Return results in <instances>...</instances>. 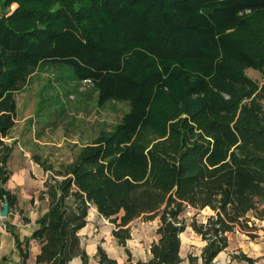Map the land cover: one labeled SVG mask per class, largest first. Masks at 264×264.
Here are the masks:
<instances>
[{
  "label": "trees",
  "instance_id": "16d2710c",
  "mask_svg": "<svg viewBox=\"0 0 264 264\" xmlns=\"http://www.w3.org/2000/svg\"><path fill=\"white\" fill-rule=\"evenodd\" d=\"M70 66L90 79L99 103L130 109L110 130L47 176L48 210L25 240L36 264H90L80 230L92 207L114 224L126 246L131 223L159 219L147 260L128 248L125 264H182L181 234L204 241L188 264H217L240 231L256 238L264 221V0H0V203H18L6 188L17 119L15 92L40 64ZM3 207V206H2ZM195 214L188 222L186 212ZM209 208L205 220L197 214ZM2 208L0 207V211ZM28 221V218H24ZM99 264H119L98 246ZM231 259L254 263L245 253Z\"/></svg>",
  "mask_w": 264,
  "mask_h": 264
},
{
  "label": "rangeland",
  "instance_id": "374dc122",
  "mask_svg": "<svg viewBox=\"0 0 264 264\" xmlns=\"http://www.w3.org/2000/svg\"><path fill=\"white\" fill-rule=\"evenodd\" d=\"M247 73L258 82L264 81V70L249 68ZM15 97L17 119L11 134L33 155H40L55 167L73 161L83 146L102 131L112 129L130 109L126 101L110 99L100 104L99 89L90 79H76L70 66L58 63L37 66ZM90 211L91 218L100 219L95 218L99 216L96 210ZM195 212L188 209L185 215L188 222ZM210 213L209 208L201 210L197 218L205 220ZM158 224V218L134 220L132 237L123 246L125 252L128 248L135 259L144 257L157 237ZM98 227H103L108 235L114 224L106 220ZM183 239L188 242L185 260L189 253L201 254L204 242L190 226L183 232ZM228 257L221 254L217 264H228Z\"/></svg>",
  "mask_w": 264,
  "mask_h": 264
},
{
  "label": "crops",
  "instance_id": "0c3cea01",
  "mask_svg": "<svg viewBox=\"0 0 264 264\" xmlns=\"http://www.w3.org/2000/svg\"><path fill=\"white\" fill-rule=\"evenodd\" d=\"M11 132L12 130L8 134L7 140L10 143H14V150L9 162L12 175L5 186L17 195L18 203L9 210L7 216L3 217L0 214V264H21V255L16 246L15 235L22 241L31 237L34 230L38 227V218L48 210V199L46 197L44 198L43 193L44 180L46 178L45 171L40 164L34 161L32 152L23 147ZM2 206L3 203H0L1 208ZM92 209L97 211L96 207H92ZM90 212L87 218V224L79 232L82 246L90 256V264H99L96 257L99 245L111 257L117 259L119 264H125L127 254L124 247L119 245L113 236V228H111L107 235L103 227H98L99 223L104 224L106 220H109L100 215L98 211L97 215L99 216L95 218L99 219L100 217V219L94 220L91 218ZM24 218H28V221ZM195 234L198 235L196 232ZM187 244L188 242L183 239L182 233L180 251L184 259L182 264H188V259L185 260L186 253L184 254ZM39 252L40 244L33 239L31 241L28 264H36L35 259ZM240 252L254 258L255 262L252 264H264V221L260 222V229L256 238H250L240 231L231 234L228 248L221 252L218 257L224 253L226 257L229 256L228 264H251L244 260L231 259L229 254ZM149 257L150 247L144 257L137 258L147 260ZM69 264L83 263L80 257H75Z\"/></svg>",
  "mask_w": 264,
  "mask_h": 264
},
{
  "label": "water",
  "instance_id": "95a60500",
  "mask_svg": "<svg viewBox=\"0 0 264 264\" xmlns=\"http://www.w3.org/2000/svg\"><path fill=\"white\" fill-rule=\"evenodd\" d=\"M8 212H9V204L8 202L6 201L2 207V210L0 212L1 216L5 217L8 215Z\"/></svg>",
  "mask_w": 264,
  "mask_h": 264
}]
</instances>
